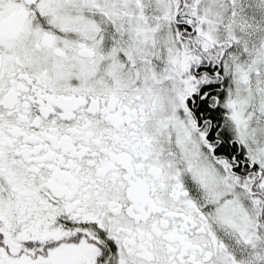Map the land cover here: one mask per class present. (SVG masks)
<instances>
[{
  "label": "snow or ice",
  "instance_id": "obj_1",
  "mask_svg": "<svg viewBox=\"0 0 264 264\" xmlns=\"http://www.w3.org/2000/svg\"><path fill=\"white\" fill-rule=\"evenodd\" d=\"M0 264H264V0H0Z\"/></svg>",
  "mask_w": 264,
  "mask_h": 264
}]
</instances>
